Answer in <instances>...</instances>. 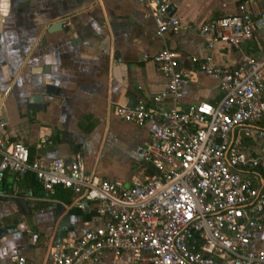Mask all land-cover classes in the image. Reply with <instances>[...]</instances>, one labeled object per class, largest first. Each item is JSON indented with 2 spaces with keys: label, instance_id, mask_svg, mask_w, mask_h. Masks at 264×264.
Here are the masks:
<instances>
[{
  "label": "crops",
  "instance_id": "1",
  "mask_svg": "<svg viewBox=\"0 0 264 264\" xmlns=\"http://www.w3.org/2000/svg\"><path fill=\"white\" fill-rule=\"evenodd\" d=\"M181 21L176 34L156 33L158 20L146 17L138 0H0V111L6 125L0 138L27 145L31 159L49 167L60 157L66 162L80 150L88 171L101 179L130 186L144 175L140 162L154 122L125 121L114 114L117 105L150 102L165 88L157 64L143 55L166 47L176 52L185 75L180 108L221 93L215 78L204 74L191 57L212 54L213 62L235 65L239 52L216 44L209 52L199 35L202 23L235 12L233 0H168ZM254 11L264 0H250ZM64 21L60 28L51 24ZM264 19L243 50L256 59L263 55ZM264 78V72H263ZM51 94H46V87ZM44 93V108L34 109L28 98ZM170 107L169 101H163ZM264 118L235 129L241 148L263 155L255 143ZM45 140V141H44ZM87 202L79 208L68 189L51 196L29 178L6 174L0 182V227L14 229L0 236V264H50L48 248L62 243L71 231L104 226ZM253 248H264V223L254 235ZM88 264H150L129 253L103 252Z\"/></svg>",
  "mask_w": 264,
  "mask_h": 264
},
{
  "label": "built area",
  "instance_id": "2",
  "mask_svg": "<svg viewBox=\"0 0 264 264\" xmlns=\"http://www.w3.org/2000/svg\"><path fill=\"white\" fill-rule=\"evenodd\" d=\"M138 1L146 17L158 20L157 34L180 31L168 0ZM233 1L235 12L205 21L199 35L209 52L216 44L238 51L237 63L216 64L211 53L191 57L217 80V102L179 107L185 75L176 52L164 47L142 59L157 64L165 88L150 102L113 108L125 121L154 122L140 158L144 175L130 186L88 171L80 150L68 162L55 157L45 167L30 158L23 142L0 138V182L6 174L23 179L33 173L51 196L64 188L79 208L94 203L105 222L51 244L50 264H88L103 252L129 253L150 264H264V248L252 245L264 223V156L242 149L233 137L236 128L264 118V47L260 59L242 48L257 34L264 9L252 10L250 0ZM163 101L172 105L164 107ZM5 125L0 111V128ZM255 135L262 148L264 128ZM15 264L27 262L17 257Z\"/></svg>",
  "mask_w": 264,
  "mask_h": 264
},
{
  "label": "water",
  "instance_id": "3",
  "mask_svg": "<svg viewBox=\"0 0 264 264\" xmlns=\"http://www.w3.org/2000/svg\"><path fill=\"white\" fill-rule=\"evenodd\" d=\"M168 9L171 12H173L175 8L173 4H169ZM64 23H65L64 21L53 23L51 24L49 30H55L56 28H60L62 27ZM45 91H46L45 92L46 94H51L50 88H48V86L46 87ZM44 99H45L44 93H34L28 98V105L34 109L44 108L46 105L44 103ZM263 153H264V150H263ZM13 229H14V225H5V226L0 227V236L12 231Z\"/></svg>",
  "mask_w": 264,
  "mask_h": 264
},
{
  "label": "trees",
  "instance_id": "4",
  "mask_svg": "<svg viewBox=\"0 0 264 264\" xmlns=\"http://www.w3.org/2000/svg\"><path fill=\"white\" fill-rule=\"evenodd\" d=\"M30 152V151H29ZM30 157H31V152H30ZM29 178V180L31 181V183L34 185V186H37V187H40V184L38 183V181L36 180L35 178V175L33 173H28L24 178ZM64 189V188H62Z\"/></svg>",
  "mask_w": 264,
  "mask_h": 264
}]
</instances>
